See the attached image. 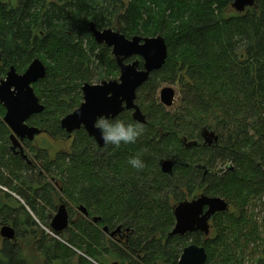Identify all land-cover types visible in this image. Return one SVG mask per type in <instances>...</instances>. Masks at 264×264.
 <instances>
[{"label": "trees", "instance_id": "obj_1", "mask_svg": "<svg viewBox=\"0 0 264 264\" xmlns=\"http://www.w3.org/2000/svg\"><path fill=\"white\" fill-rule=\"evenodd\" d=\"M91 22L127 39L161 36L167 45L162 68L136 91L145 134L116 150L96 146L83 130L68 139L60 128L81 104L85 83L119 75L110 48L93 40ZM0 56V80L11 67L22 73L42 61L46 74L33 89L44 110L28 124L65 145L27 143L42 169L26 164L10 150L0 105V228L15 231L12 241L0 236V264H178L191 244L205 249V264H264V0L242 13L232 0L0 1ZM162 85L179 88L172 114L157 106ZM119 116L131 120L129 112ZM205 128L219 146L195 149L190 162L233 167L199 185L228 210L211 218L206 236L169 237V200L182 199L179 187L191 194L202 172L177 166L168 177L158 161L188 157L181 138H199ZM141 150L146 167L137 172L127 159ZM59 200L70 222L54 237L47 231ZM79 207L88 218L77 217ZM104 228H120L121 236L109 238Z\"/></svg>", "mask_w": 264, "mask_h": 264}, {"label": "water", "instance_id": "obj_2", "mask_svg": "<svg viewBox=\"0 0 264 264\" xmlns=\"http://www.w3.org/2000/svg\"><path fill=\"white\" fill-rule=\"evenodd\" d=\"M254 5L255 0H232V9L237 13H242ZM88 27L93 40L98 45H105L111 49L113 59L120 71L119 79L104 80L96 85L85 83L81 88L83 102L75 111L61 119L60 126L68 134L83 128L89 137L94 138L96 143L103 147L100 134L94 127L99 116H119L124 111H132L133 120L145 123V117L135 104L136 91L153 72L162 68L167 58V45L161 36H134L127 39L112 29L98 30L93 22L89 23ZM131 57L141 59L142 69H139V59L125 63ZM45 74L44 64L35 59L23 75H18L14 68H10L5 79L0 80V104L5 109L2 121L11 131L12 149H20L19 141L25 139L31 141L34 136L41 133L39 129L28 126L26 121L44 110L31 84L44 78ZM174 97L175 92L171 88L166 87L160 91V101L165 106H171ZM203 136L209 139L206 140L208 143L217 140L213 133L207 131ZM22 157L26 159L25 156ZM173 164L172 160L164 161L161 165L162 171L170 173ZM226 210H228L227 203L218 197L201 196L197 200L182 202L174 208L175 224L169 237H184L196 232L208 235L212 216ZM80 211L85 212V209L81 207ZM94 221L96 222L97 219ZM69 222L66 206L61 204L49 223L48 233L56 237L55 235L62 233L68 227ZM103 230L107 231V228ZM119 231L120 228L111 235ZM0 236L12 241L15 239V231L10 226H4L0 228ZM206 260L205 249L191 244L183 249L178 264H205Z\"/></svg>", "mask_w": 264, "mask_h": 264}, {"label": "flooded vegetation", "instance_id": "obj_3", "mask_svg": "<svg viewBox=\"0 0 264 264\" xmlns=\"http://www.w3.org/2000/svg\"><path fill=\"white\" fill-rule=\"evenodd\" d=\"M0 1H2V2H4V3H7V4H9L10 6H12V7H15L17 4H18V1L19 0H0ZM105 46V45H104ZM111 50V49H110ZM112 55V54H111ZM113 57V56H112ZM139 59V62H140V65H139V69H142V61H141V59L140 58H135V57H131V58H129V59H127L126 61H125V63H131V62H133V61H135V60H138ZM33 60H35V59H33ZM39 60V59H38ZM1 61V60H0ZM41 63H42V61L41 60H39ZM115 61V60H114ZM31 64V63H30ZM30 64L28 65V67L22 72V73H17L16 72V70H15V72L18 74V75H23L26 71H27V69L29 68V66H30ZM43 64V63H42ZM116 64V63H115ZM11 68H14V67H11ZM118 68V67H117ZM46 69V68H45ZM10 70V69H9ZM118 71H119V68H118ZM9 72V71H8ZM7 75V74H6ZM119 75H120V71H119ZM119 75H118V78L117 79H115V80H118L119 79ZM151 76V75H150ZM6 77V76H5ZM150 78V77H149ZM148 78V79H149ZM5 79V78H4ZM1 80H3V79H1ZM39 81V80H38ZM37 81V82H38ZM102 81H104V80H102ZM37 82H35L34 84H31V87H32V89H33V85H35ZM101 82V81H100ZM100 82L99 83H96V84H100ZM95 84V85H96ZM92 85H94V84H92ZM82 88V87H81ZM164 88V87H163ZM163 88H160L159 90H158V93H157V97H156V99H157V101H158V103H157V106H160L161 107V109L166 113V114H172V113H170V112H168L167 111V109L168 108H172V106L174 105V102H173V104L171 105V106H165L164 104H162L161 103V101H160V91L163 89ZM33 91H34V89H33ZM34 94H35V92H34ZM35 96H36V94H35ZM37 97V96H36ZM83 97V96H82ZM38 98V97H37ZM38 100H39V98H38ZM135 101H136V99H135ZM82 102H83V99H82ZM81 102V103H82ZM39 103H40V100H39ZM41 104V103H40ZM136 104V103H135ZM1 105V104H0ZM42 105V104H41ZM2 106V105H1ZM80 106V105H79ZM138 106V105H137ZM3 107V106H2ZM4 108V107H3ZM138 108H139V110H140V112H141V114L145 117V114L142 112V110H141V108L138 106ZM77 109V108H76ZM75 109V110H76ZM5 110V109H4ZM74 110V111H75ZM124 112H129L130 113V116H131V120L132 121H135V120H133V118H132V111H124ZM123 113V112H122ZM121 113V114H122ZM120 114V115H121ZM33 116H35V115H33ZM33 116H31L27 121H26V124L28 125V126H30V127H34V128H37V129H39L38 127H35V126H31V125H29L28 124V121L33 117ZM4 117V116H3ZM147 124V120H146V117H145V123H144V125H146ZM8 128V127H7ZM60 128H61V126H60ZM9 129V128H8ZM40 131H41V133L39 134V135H36V136H34V138L31 140V141H29V140H27V139H25L24 141H19V144H20V149H18V148H16V149H12V142H11V140H10V136H11V131H10V136H9V141H10V150H11V152H12V154L13 155H15V156H19L23 161H25L26 162V164H28V165H31V164H36V166H38L40 169H42V167H41V165L40 164H38L35 160H34V157L30 154V152L28 151V148H27V143H29V144H31V146L33 147V148H36L37 150H40V149H42V143H41V145H38V139H40V137H42V136H46V134H45V132H43L41 129H39ZM61 130L62 131H64L62 128H61ZM81 130H83L84 132H85V130L83 129V128H81L80 130H76V131H74V132H72L71 134H68V133H66V131H64L68 136V139H72L73 138V135H74V133L75 132H77V131H81ZM205 131H207L208 133H213L214 134V136L217 138V140L216 141H213V142H210V143H208V142H206V140L207 141H209V139L208 138H204V132ZM86 133V132H85ZM87 134V133H86ZM87 136L89 137V135L87 134ZM91 140H92V142L96 145V146H98V147H100L97 143H96V141L94 140V138H92V137H89ZM53 139V138H52ZM183 139V140H182ZM181 139V143H182V146H183V150H184V152H188L187 153V155L186 156H188V157H185V158H181L180 157V155L178 154V153H173V154H170L168 157H166V158H164V159H160L159 161H158V166L160 167V170H161V172L164 174V175H167L168 177H173L174 175H176L175 174V170H176V168H177V166H182V167H184V168H187V167H189L190 165H191V162H190V158H189V156H194L195 154H196V151H195V149H197V148H202V149H205L206 147H208V148H217L218 146H219V138H218V135L214 132V131H212V130H208V129H202L201 131H200V135H199V138H196V139H192L191 140V138L189 137V135H187L186 134V136H183V138ZM53 140H55V139H53ZM37 142V143H36ZM53 142H55V143H58V142H61L60 140L59 141H53ZM194 142V143H193ZM62 143V142H61ZM193 143V144H192ZM101 148V147H100ZM22 152V153H21ZM22 156H25L26 157V159H24ZM202 159V158H201ZM168 160H172L173 162H174V164H173V166H172V168H171V172L170 173H164L163 171H162V167H161V165H162V163L164 162V161H168ZM194 169H197V170H200L201 172H202V178L199 180V183L198 184H195V188H194V190H193V192L191 193V194H189L188 193V190L186 189V187H184V188H180L179 187V189H181L182 190V195H183V197H182V199L181 200H175V201H173V198H172V200H169V202H170V204L172 205V208H173V212H174V208L178 205V204H180V203H182V202H186V201H192V200H197L198 198H200L201 196H205V197H211V196H208V195H206L205 193H204V191H203V188H201L199 185H202L203 183H204V179H205V177L208 175V174H214V173H216V174H222V173H225L226 171H228V170H231V169H233V167L229 164V163H215L213 166H207L206 165V163H203V161L202 160H199V162H197V163H195L194 165L192 164L191 165ZM217 170V171H216ZM50 182L51 183H53V185H54V187H56L57 188V184L53 181V179H51L50 180ZM211 198H215V197H211ZM217 198V197H216ZM61 200H59V204L57 205V208L61 205V204H64L63 202H60ZM80 208L81 207H79L78 208V214H77V217H79V215L81 214V215H84L85 217H87L88 216V214L86 213V210H85V212H83V211H80ZM83 208V207H82ZM57 210V209H56ZM87 215V216H86ZM68 216H69V214H68ZM173 217H174V215H173ZM213 217V216H212ZM52 218H53V215L51 216V220H52ZM88 218V217H87ZM96 218H94L93 220H92V222L93 223H96V222H98V221H94ZM50 220V221H51ZM175 220V219H174ZM69 221H70V219H69ZM209 223H210V221H209ZM173 229V228H172ZM114 231H116V230H114ZM114 231H112L111 233H113ZM172 231V230H171ZM103 232L109 237V238H116V237H120L121 236V231H119V232H117L116 234H114V235H111V233H109L108 232V230L107 231H104L103 230ZM196 233H200V232H196ZM192 234H195V233H192ZM202 234V233H201ZM189 235H191V234H189ZM202 235H204V234H202ZM204 236H206V235H204Z\"/></svg>", "mask_w": 264, "mask_h": 264}, {"label": "clouds", "instance_id": "obj_4", "mask_svg": "<svg viewBox=\"0 0 264 264\" xmlns=\"http://www.w3.org/2000/svg\"><path fill=\"white\" fill-rule=\"evenodd\" d=\"M94 127L98 130L104 147L111 146L113 150L129 144H136L146 131L145 125L139 121L110 115L99 116L94 123ZM142 152L143 150H141V153L127 159V164L137 172L146 167Z\"/></svg>", "mask_w": 264, "mask_h": 264}, {"label": "rangeland", "instance_id": "obj_5", "mask_svg": "<svg viewBox=\"0 0 264 264\" xmlns=\"http://www.w3.org/2000/svg\"><path fill=\"white\" fill-rule=\"evenodd\" d=\"M111 54V53H110ZM112 56V55H111ZM116 79V78H115ZM166 88V87H168V88H171V89H173L174 90V92H175V97H174V105L172 106V108H168L167 109V111L168 112H170V113H172L173 111H174V109H175V107H176V104H177V106H178V101H179V98H180V91H179V88L176 86V85H172V86H170V85H162V87L161 88ZM182 139V138H181ZM183 140V139H182ZM38 145H41V143H42V145L43 144H46V145H49V146H51L54 150H61V149H64L65 148V145L63 144V143H61V142H58V143H55V142H53L49 137H47V136H42V137H40V139H38ZM36 142V143H37ZM194 143V142H193ZM192 143V144H193ZM189 158L190 159H192L193 158V155L192 156H189ZM217 171V170H216ZM77 211V210H76ZM55 213H56V211H54L53 212V216L55 215ZM47 233H48V231H47Z\"/></svg>", "mask_w": 264, "mask_h": 264}]
</instances>
